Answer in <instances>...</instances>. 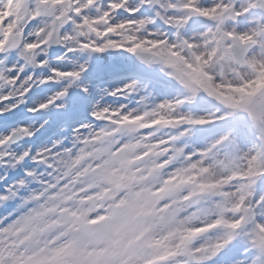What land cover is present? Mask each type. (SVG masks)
Returning <instances> with one entry per match:
<instances>
[{"label":"snow or ice","instance_id":"obj_1","mask_svg":"<svg viewBox=\"0 0 264 264\" xmlns=\"http://www.w3.org/2000/svg\"><path fill=\"white\" fill-rule=\"evenodd\" d=\"M0 16V205L14 206L0 218V264H213L236 241L225 264L264 258V0H0ZM110 52L178 93L149 103L139 81L105 90L145 107L98 103L100 127L39 149L73 91L89 94L88 64H60ZM204 101L215 110L195 114ZM213 125L224 127L211 142L192 144ZM90 130L122 139L85 151Z\"/></svg>","mask_w":264,"mask_h":264},{"label":"rangeland","instance_id":"obj_2","mask_svg":"<svg viewBox=\"0 0 264 264\" xmlns=\"http://www.w3.org/2000/svg\"><path fill=\"white\" fill-rule=\"evenodd\" d=\"M3 19L4 17L0 16V22H2ZM241 27L242 28L246 27L244 22L241 23ZM200 28L203 29L205 27H200ZM61 53L63 55V50H61ZM48 55L50 58H52L53 61H55L54 57H52L53 56L52 48L48 50ZM13 56L14 57L17 56V53L13 52ZM113 58L124 59L123 67H119L118 69L117 67L113 66L110 61V59ZM81 63H87L89 68H91L93 64H95L96 67L95 69L91 70L93 71L92 73L88 71L83 76L82 83L89 87V94L84 95L79 91H75V90L72 93L73 99L77 101L74 109L78 110V112L82 111L85 108V105H87V107L90 106L89 113H91L98 103L101 105L111 106L112 108H116L112 105H116V106L125 105L127 109L129 108L134 109L135 112L142 111L145 105L137 103V100L139 99V97L137 96H128L126 99L117 97L118 98L117 100L116 99L112 100L105 95V90L121 87L132 81H139L142 88L147 87L149 92L154 94V100L149 101V103H154L155 101H158L163 98L173 97L179 91V89L176 87L174 82L167 79L158 70H150L147 66L139 62L136 58L124 52H110V53H105L103 55H92V56L86 54L79 55L77 57H73L69 61L61 63L60 67H64L65 64L68 67H72L74 65H78ZM108 76L110 77L115 76V78L119 79L118 84H113L109 89L106 86V84L100 85V83H98L99 80H102L101 78L106 77L107 79ZM94 83H96L97 85ZM55 88L56 86L53 85L50 87L42 88L41 90L33 89V93H35L37 97L46 99L48 95L52 94ZM93 89H96L95 90V92L97 93L96 95L92 94ZM141 95H144V93H141ZM100 97L102 99L101 101H100ZM87 101L88 104L85 103ZM201 105H203L204 108H198L199 105H197L193 107L191 110L195 114L204 115L206 113L214 111L216 107L214 103L210 101H204L201 103ZM69 111L70 110L53 113L56 123L61 124L62 126H59V130L55 134H50V130L43 132V136L45 137V139L42 142L38 143L39 149L42 150L45 146L52 147L54 142H62L69 144L72 143L74 137L72 129L79 127L83 122L88 121L87 123L84 124H91L94 128H98L101 126V122L93 121L91 117H85L86 112H79L81 117L78 121H76V124L78 122H80V124L76 125L73 128L75 123H73L70 120V116L68 114ZM105 119L110 120L111 116L106 115ZM103 127L111 130L113 126L112 124L109 123V124H104ZM223 127H224L223 125H213V126H209L208 128L202 129V131L197 132L195 138L192 140V144H194L197 147H204L207 143L211 142L220 133ZM158 131L162 132L163 130H158ZM46 135H48V137H46ZM49 135H51L52 138H50ZM81 139L87 141V143L82 145L85 148V151H92L97 145L100 144L102 140H107V139L116 140L122 138L105 136V135L97 134L95 130H90L88 133L82 134ZM80 146L81 144L78 142L76 144V147H80ZM17 176L18 173L15 175L10 174L9 178L11 180H16ZM13 207L14 206L11 202L7 205H0V218H3V216L6 213L13 212ZM236 242L228 250H226L223 254H221L217 258V260L223 261V259H226L229 256H231V254H233L234 251L240 247V244ZM218 264L221 263L219 262ZM258 264H261V261H258Z\"/></svg>","mask_w":264,"mask_h":264},{"label":"bare ground","instance_id":"obj_3","mask_svg":"<svg viewBox=\"0 0 264 264\" xmlns=\"http://www.w3.org/2000/svg\"><path fill=\"white\" fill-rule=\"evenodd\" d=\"M94 69V68H93ZM89 72H91L90 70H89ZM92 73V72H91ZM91 75H94V74H91ZM102 80H99V81H101V82H99L98 81V83H100V85L101 84H106V86L108 87V89L113 85V84H118V82H119V79H117V78H115V76H108V78L106 79V77H103V78H101ZM94 84H96V83H94ZM97 85V84H96ZM122 87V86H121ZM98 89V88H97ZM95 90L96 89H93L92 90V94L93 95H96L97 93L95 92ZM99 90V89H98ZM109 99H112V100H117L118 98L116 97V98H113V97H109ZM133 99V98H132ZM85 100H87V99H85ZM102 99H101V97H100V101H101ZM86 104H88V101L87 102H85ZM109 104V103H108ZM112 105V104H111ZM112 106H114V107H118V106H116V105H112ZM198 108H204V106L203 105H199V107ZM125 110L127 111L128 109H127V107H125ZM134 110V109H133ZM79 112H86V115H85V117H90V106L89 107H87V105H85V108L82 110V111H79ZM78 112V110H75L74 108L72 109V110H70L69 111V116H70V120L73 122V123H75L74 124V126H73V128L76 126V125H79L80 124V122H78L77 124H76V121H78L79 119H80V117H81V115H80V113ZM88 121H86V122H83V123H81V125L82 124H84V123H87ZM50 136V138H52V136L51 135H49ZM46 137H48V135H46ZM49 138V139H50ZM218 171H220V170H218ZM236 243H239L240 244V242L239 241H237ZM235 244V243H234ZM233 244V245H234ZM236 258H238V256H234L233 254H231V256H229L228 258H226V259H236ZM226 259H223V261L222 260H215L214 262H213V264H218L219 262L221 263V264H225V260ZM262 260H264V258H262ZM261 260V261H262Z\"/></svg>","mask_w":264,"mask_h":264},{"label":"clouds","instance_id":"obj_4","mask_svg":"<svg viewBox=\"0 0 264 264\" xmlns=\"http://www.w3.org/2000/svg\"><path fill=\"white\" fill-rule=\"evenodd\" d=\"M11 95H15V93H12Z\"/></svg>","mask_w":264,"mask_h":264}]
</instances>
